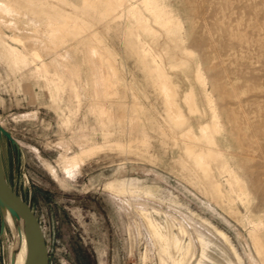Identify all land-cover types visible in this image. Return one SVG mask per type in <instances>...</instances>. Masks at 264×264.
<instances>
[{
  "label": "rangeland",
  "instance_id": "obj_1",
  "mask_svg": "<svg viewBox=\"0 0 264 264\" xmlns=\"http://www.w3.org/2000/svg\"><path fill=\"white\" fill-rule=\"evenodd\" d=\"M150 1L0 0L5 179L48 264H264V0Z\"/></svg>",
  "mask_w": 264,
  "mask_h": 264
},
{
  "label": "water",
  "instance_id": "obj_2",
  "mask_svg": "<svg viewBox=\"0 0 264 264\" xmlns=\"http://www.w3.org/2000/svg\"><path fill=\"white\" fill-rule=\"evenodd\" d=\"M0 135L13 143L9 134L1 127ZM0 207L7 211L11 219L20 218L24 223V228L21 225L26 244L23 264H48L47 248L41 226L29 204L8 185L3 173L1 158Z\"/></svg>",
  "mask_w": 264,
  "mask_h": 264
},
{
  "label": "bare ground",
  "instance_id": "obj_3",
  "mask_svg": "<svg viewBox=\"0 0 264 264\" xmlns=\"http://www.w3.org/2000/svg\"><path fill=\"white\" fill-rule=\"evenodd\" d=\"M149 2H151L150 0H149ZM148 2V3H149ZM148 5V4H147ZM151 5V4H150ZM149 5V6H150ZM155 8V7H154ZM42 67H43V65H42ZM161 85L162 86H164V88H165V91H166V95H168V94H170L171 93V91H170V88L168 87V83L166 82V81H161ZM100 115H101V117L102 118H104V115H105V111H101V113H100ZM190 136V135H189ZM9 220V222L12 224V225H22V227L24 228V223H23V221L20 219V218H16V217H13L12 219L11 218H9L8 219ZM7 220V221H8ZM176 243V242H175ZM176 245V244H175Z\"/></svg>",
  "mask_w": 264,
  "mask_h": 264
}]
</instances>
